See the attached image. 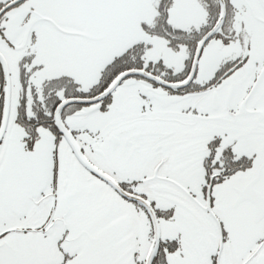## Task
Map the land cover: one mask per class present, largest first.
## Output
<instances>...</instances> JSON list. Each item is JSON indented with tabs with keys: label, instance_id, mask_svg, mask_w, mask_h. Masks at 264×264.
I'll list each match as a JSON object with an SVG mask.
<instances>
[{
	"label": "snow or ice",
	"instance_id": "6c2138e0",
	"mask_svg": "<svg viewBox=\"0 0 264 264\" xmlns=\"http://www.w3.org/2000/svg\"><path fill=\"white\" fill-rule=\"evenodd\" d=\"M0 264H264V0H0Z\"/></svg>",
	"mask_w": 264,
	"mask_h": 264
}]
</instances>
